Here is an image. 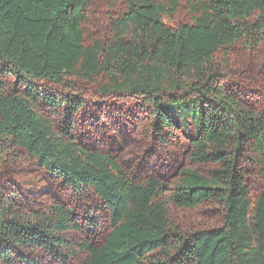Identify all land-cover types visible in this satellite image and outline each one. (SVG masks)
<instances>
[{"label": "trees", "instance_id": "1", "mask_svg": "<svg viewBox=\"0 0 264 264\" xmlns=\"http://www.w3.org/2000/svg\"><path fill=\"white\" fill-rule=\"evenodd\" d=\"M0 264H264V0H0Z\"/></svg>", "mask_w": 264, "mask_h": 264}]
</instances>
